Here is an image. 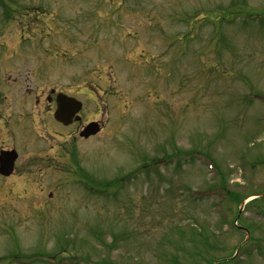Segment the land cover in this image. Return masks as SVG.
Instances as JSON below:
<instances>
[{"label": "rangeland", "instance_id": "1", "mask_svg": "<svg viewBox=\"0 0 264 264\" xmlns=\"http://www.w3.org/2000/svg\"><path fill=\"white\" fill-rule=\"evenodd\" d=\"M3 2L0 264H264V0ZM80 83L92 137L12 111Z\"/></svg>", "mask_w": 264, "mask_h": 264}, {"label": "water", "instance_id": "2", "mask_svg": "<svg viewBox=\"0 0 264 264\" xmlns=\"http://www.w3.org/2000/svg\"><path fill=\"white\" fill-rule=\"evenodd\" d=\"M57 100L60 103H64L67 104L68 107H76L74 108L75 111H77L80 107V102H78L76 99L72 98V97H68L62 93L58 94L57 96ZM65 108L63 107V110ZM62 108L59 106V108L56 110L54 116L56 117V119L58 120H63L66 123V120H64V118L66 119L67 117H69L72 112L74 111H63ZM64 117V118H63ZM95 123H90L87 125V127L85 128L84 131L81 132V134L84 135H88L90 133H94L97 129V127L94 125ZM16 154L15 152L11 151L9 152V154H6L1 157V164H0V173L2 174H9L12 170V163L13 160L15 158Z\"/></svg>", "mask_w": 264, "mask_h": 264}, {"label": "flooded vegetation", "instance_id": "3", "mask_svg": "<svg viewBox=\"0 0 264 264\" xmlns=\"http://www.w3.org/2000/svg\"><path fill=\"white\" fill-rule=\"evenodd\" d=\"M38 105L41 106L43 111L50 114L55 107L54 94L46 95L44 92L24 93L22 94V98L17 102L16 108L17 112H21L22 116L28 117ZM73 124L71 123V125Z\"/></svg>", "mask_w": 264, "mask_h": 264}]
</instances>
